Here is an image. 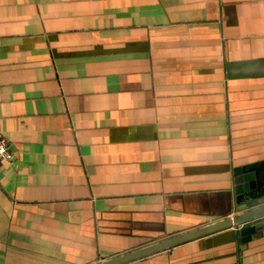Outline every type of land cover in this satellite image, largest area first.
Returning a JSON list of instances; mask_svg holds the SVG:
<instances>
[{
	"label": "crops",
	"instance_id": "0c3cea01",
	"mask_svg": "<svg viewBox=\"0 0 264 264\" xmlns=\"http://www.w3.org/2000/svg\"><path fill=\"white\" fill-rule=\"evenodd\" d=\"M264 0H0V264H95L233 215L264 162ZM235 225L125 264H264Z\"/></svg>",
	"mask_w": 264,
	"mask_h": 264
},
{
	"label": "water",
	"instance_id": "95a60500",
	"mask_svg": "<svg viewBox=\"0 0 264 264\" xmlns=\"http://www.w3.org/2000/svg\"><path fill=\"white\" fill-rule=\"evenodd\" d=\"M264 68V63L261 65ZM234 184L229 192L232 198L233 215L200 228L160 240L137 250L121 254L111 259L95 264H125L153 253L175 247L184 242L220 231L235 225L243 235L248 227L254 228V233L264 229V162L242 166L237 169ZM253 233V234H254ZM253 236V235H252ZM252 238V237H251ZM246 242V239H242Z\"/></svg>",
	"mask_w": 264,
	"mask_h": 264
},
{
	"label": "built area",
	"instance_id": "2783aa9c",
	"mask_svg": "<svg viewBox=\"0 0 264 264\" xmlns=\"http://www.w3.org/2000/svg\"><path fill=\"white\" fill-rule=\"evenodd\" d=\"M12 157L9 142L0 130V165L2 162H10Z\"/></svg>",
	"mask_w": 264,
	"mask_h": 264
},
{
	"label": "trees",
	"instance_id": "16d2710c",
	"mask_svg": "<svg viewBox=\"0 0 264 264\" xmlns=\"http://www.w3.org/2000/svg\"><path fill=\"white\" fill-rule=\"evenodd\" d=\"M254 231H255V230H254L253 227H248V228H246L245 231H244V233H243V237H242V238H244V239H246V240H250V239H252L251 237H252Z\"/></svg>",
	"mask_w": 264,
	"mask_h": 264
}]
</instances>
